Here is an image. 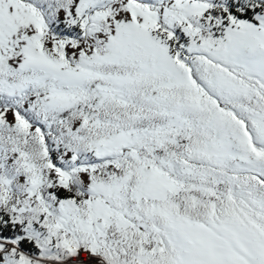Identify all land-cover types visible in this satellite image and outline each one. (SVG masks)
I'll return each mask as SVG.
<instances>
[{
    "label": "snow or ice",
    "instance_id": "snow-or-ice-1",
    "mask_svg": "<svg viewBox=\"0 0 264 264\" xmlns=\"http://www.w3.org/2000/svg\"><path fill=\"white\" fill-rule=\"evenodd\" d=\"M0 264H264V0H0Z\"/></svg>",
    "mask_w": 264,
    "mask_h": 264
}]
</instances>
